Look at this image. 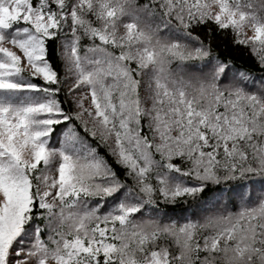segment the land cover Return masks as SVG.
I'll use <instances>...</instances> for the list:
<instances>
[{"label":"snow or ice","instance_id":"1","mask_svg":"<svg viewBox=\"0 0 264 264\" xmlns=\"http://www.w3.org/2000/svg\"><path fill=\"white\" fill-rule=\"evenodd\" d=\"M0 264H264V0H0Z\"/></svg>","mask_w":264,"mask_h":264}]
</instances>
